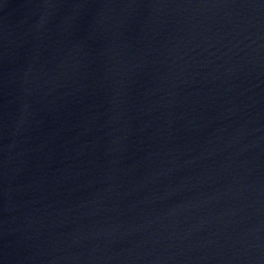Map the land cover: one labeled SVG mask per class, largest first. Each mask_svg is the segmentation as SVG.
Wrapping results in <instances>:
<instances>
[{"label":"water","instance_id":"1","mask_svg":"<svg viewBox=\"0 0 264 264\" xmlns=\"http://www.w3.org/2000/svg\"><path fill=\"white\" fill-rule=\"evenodd\" d=\"M0 264H264V0H0Z\"/></svg>","mask_w":264,"mask_h":264}]
</instances>
